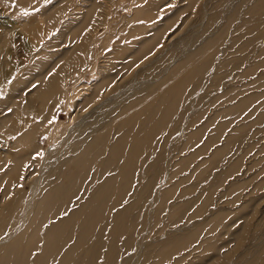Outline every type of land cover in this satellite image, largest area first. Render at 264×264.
I'll return each mask as SVG.
<instances>
[{
    "label": "bare ground",
    "instance_id": "bare-ground-1",
    "mask_svg": "<svg viewBox=\"0 0 264 264\" xmlns=\"http://www.w3.org/2000/svg\"><path fill=\"white\" fill-rule=\"evenodd\" d=\"M197 2L190 0L189 5ZM233 3L219 0L218 13L205 26L190 35L173 32L164 48L157 49L167 26L142 40L131 59L116 72L111 71L110 64L102 70L96 68V61L89 68L86 64L89 33L99 24L94 25L96 6L92 4L78 25H67L77 58L65 51L46 68L47 60L37 72L9 88L0 103V137L13 139L7 155L0 158V264H181L190 257L192 244L203 232L210 237L199 247L217 254L200 259L202 264H233L229 250L217 260L220 249L212 241L227 215L218 210L214 216H205L211 194L192 215L188 195L196 186L190 183L180 188L192 179V159L218 142L230 124H219L215 134L192 154V141L198 142L223 116L219 110L192 133V125L203 115L199 91L224 84L219 71L228 64L215 61L230 49L222 47L223 42L232 30L252 35L264 23V0ZM61 11L45 14L47 21L54 23ZM206 11L202 6L196 19L204 18ZM239 19L242 25L236 27ZM29 24L34 32L35 26ZM89 26L92 29L84 35ZM2 57L0 53V82L5 83L14 66L5 71ZM241 60L235 65L241 66ZM70 68L74 72L85 68L100 79L74 104L70 123L48 125L54 104L60 100L65 106L69 104L70 97L63 88ZM82 76L75 81L76 86L83 84ZM30 88L24 97L23 92ZM217 94L209 105L223 103L226 91ZM257 99L256 95L240 99L228 112L239 113V117ZM36 108L41 112L39 123L30 120ZM41 126L49 148L38 164L31 156L39 152L36 134ZM228 146L217 148L201 164L215 169ZM238 166L237 160L229 164L223 181ZM186 170L189 173L179 177ZM213 176L209 193L220 187L222 173ZM238 187L231 185L229 195ZM176 192L179 196L169 204ZM162 220L166 222L160 226ZM180 222L182 225L174 227ZM149 229H156L153 238ZM236 260L234 264H255L257 257L253 261L243 257Z\"/></svg>",
    "mask_w": 264,
    "mask_h": 264
},
{
    "label": "rangeland",
    "instance_id": "rangeland-1",
    "mask_svg": "<svg viewBox=\"0 0 264 264\" xmlns=\"http://www.w3.org/2000/svg\"><path fill=\"white\" fill-rule=\"evenodd\" d=\"M189 1L0 0V53L3 54L1 60L7 65L4 68L5 71H9L14 66L11 77L5 83L0 82V103L8 96L10 92L8 90L12 85L19 82L18 80H23L29 74L37 72V68L42 67L46 60L48 63L44 68L59 59L65 51H69L74 60L77 58L74 51L75 42L69 41L70 34L67 25L71 27L78 25L92 4L96 6L93 14L96 18L94 25L99 24L93 33H89L91 39L88 44L86 64L89 68L96 61V68L99 70L110 64L111 71L116 72L121 70V66L131 59L137 44L144 39L152 38L166 26L167 29L164 30L161 44L157 49L167 45L168 37L173 32L190 35L192 31L200 30L218 13L216 7L219 0H198L193 7L192 4L189 5ZM236 2L237 0H234L233 4ZM202 6L207 10L204 18L196 19ZM59 9L62 11L56 15V21L54 23L47 21L45 14H55ZM31 17L32 19H30ZM31 20L34 21L31 22ZM241 21L242 19H239L235 23L236 27L242 25ZM29 23L35 26L34 32L28 28ZM91 29L92 27L89 26L84 35ZM250 29L252 30L253 26H250ZM232 31L229 32L222 46L230 48L229 51L220 54L215 60L216 63L228 64L219 71L224 84L219 87H210L205 92L203 89L199 91L198 95L203 99V102L200 103L201 109H199L203 115L195 125H192V133L219 110H222L223 116L216 119L203 132L198 142L192 141V144L194 143L190 149L192 154L204 145V141L215 134L219 124L227 122L230 124L218 136V142L208 148L204 154L192 159L191 168L192 174L194 173L192 179L182 183L180 188L190 183L192 186H196L192 195H188L192 200V215L208 194H211L206 203L209 206H206L209 212H206L205 216H214L218 210L223 215H227L224 220L220 221L215 235L212 236V241L216 242V246L220 249L217 260H222V255L229 250L233 256L231 258L233 264L237 261L236 258L240 257L252 261L257 257L255 264H264V125L262 123L264 122V23L256 28L252 35H243V30L241 33ZM84 35L78 40L79 43L83 41ZM151 56L153 57L154 54ZM240 59L244 63L241 66L235 65ZM252 67L253 70L256 69L255 72H252L253 70L250 72ZM74 68L67 70L63 88L70 97V105L65 106L63 100L55 103L52 110L53 116L48 125L70 123V117L74 115V104L85 96V92L88 95L94 84L100 79V75L90 73V70L86 71L84 68L74 72ZM134 70L132 69L131 73H134ZM81 74H83V84L76 86L75 81ZM74 86L77 87L76 94L72 93ZM32 88L25 90L23 96H27ZM222 90L226 91V94L221 98L223 103L220 104L221 101H217L213 103V106L209 105L208 102L211 101V98L213 99L214 95H218L217 93ZM205 95H208L206 99H204ZM252 95L258 96V99L251 103L239 117L237 116L239 113L230 114L228 112L229 108L237 105L238 100ZM233 96L236 99L230 100ZM195 101L196 99H194ZM206 102L208 104H205ZM255 103L256 105H254ZM254 109L256 110L254 111ZM32 114L30 120L34 119L36 123H39L40 109L36 108ZM43 128L41 126L36 134V144L40 146L39 152L32 155V158L30 157L37 160L38 164L44 160L49 148L47 134L43 132ZM237 131H239V135H236ZM5 139L4 141L0 137V158L7 155L9 145L13 143L12 138ZM227 143L229 146L225 153L218 158L215 169L207 168V165L201 164L210 159L213 151L226 146ZM236 160L239 162L237 171L223 181V173L227 171L228 165ZM73 171L76 172V170ZM188 173L189 170L182 171L179 173V177L184 178ZM215 173H222L219 180L220 187L214 193H209V185L215 179L213 176ZM200 174L203 175L198 177ZM202 177H206L205 181ZM233 184H237L239 187L229 195L228 189ZM24 187L27 189L25 185ZM177 196H179L178 192L168 203L174 202ZM207 218L206 220H209L210 217ZM164 222L166 221L162 220L159 225H163ZM182 223L180 222L174 227H179ZM192 223H194L193 220ZM149 231L150 237L153 238L156 229L153 231L149 229ZM236 232L239 233L237 238L234 235ZM159 235L157 234L156 237ZM207 237L209 238L210 235L206 236L204 232L200 235L198 241L192 244V249L189 250L191 251L190 257L181 264H202L200 259L206 257L207 260L217 254L199 247V244Z\"/></svg>",
    "mask_w": 264,
    "mask_h": 264
},
{
    "label": "crops",
    "instance_id": "crops-1",
    "mask_svg": "<svg viewBox=\"0 0 264 264\" xmlns=\"http://www.w3.org/2000/svg\"><path fill=\"white\" fill-rule=\"evenodd\" d=\"M254 105H256V103L254 104ZM264 113V112H263ZM263 123V125H264V122H262Z\"/></svg>",
    "mask_w": 264,
    "mask_h": 264
}]
</instances>
